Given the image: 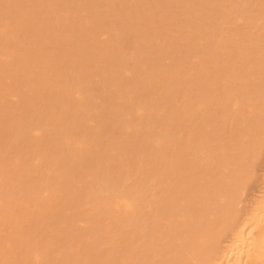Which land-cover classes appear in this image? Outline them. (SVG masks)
I'll return each instance as SVG.
<instances>
[{
  "label": "bare ground",
  "instance_id": "bare-ground-1",
  "mask_svg": "<svg viewBox=\"0 0 264 264\" xmlns=\"http://www.w3.org/2000/svg\"><path fill=\"white\" fill-rule=\"evenodd\" d=\"M0 264H264V0H0Z\"/></svg>",
  "mask_w": 264,
  "mask_h": 264
}]
</instances>
